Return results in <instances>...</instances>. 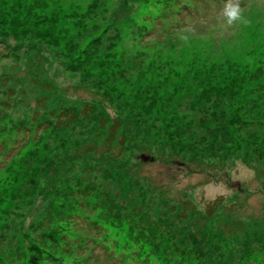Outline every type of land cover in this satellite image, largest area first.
I'll return each instance as SVG.
<instances>
[{
  "label": "rangeland",
  "instance_id": "1",
  "mask_svg": "<svg viewBox=\"0 0 264 264\" xmlns=\"http://www.w3.org/2000/svg\"><path fill=\"white\" fill-rule=\"evenodd\" d=\"M239 2L225 28L226 0H0V264H264V0Z\"/></svg>",
  "mask_w": 264,
  "mask_h": 264
},
{
  "label": "clouds",
  "instance_id": "2",
  "mask_svg": "<svg viewBox=\"0 0 264 264\" xmlns=\"http://www.w3.org/2000/svg\"><path fill=\"white\" fill-rule=\"evenodd\" d=\"M244 9L239 0H226L220 12V19L225 28L231 27L236 23L247 24L248 20L243 15Z\"/></svg>",
  "mask_w": 264,
  "mask_h": 264
},
{
  "label": "trees",
  "instance_id": "3",
  "mask_svg": "<svg viewBox=\"0 0 264 264\" xmlns=\"http://www.w3.org/2000/svg\"><path fill=\"white\" fill-rule=\"evenodd\" d=\"M183 5H184V7H187V5H185V4H183ZM116 130H117V127H112L111 128L110 134H111L112 137L114 136ZM58 223H59V226H63V227H59V229H61V231H62L64 229L65 225H62L61 221H58Z\"/></svg>",
  "mask_w": 264,
  "mask_h": 264
},
{
  "label": "water",
  "instance_id": "4",
  "mask_svg": "<svg viewBox=\"0 0 264 264\" xmlns=\"http://www.w3.org/2000/svg\"><path fill=\"white\" fill-rule=\"evenodd\" d=\"M142 159H143V160H145V161H147V160H148L146 157H143Z\"/></svg>",
  "mask_w": 264,
  "mask_h": 264
}]
</instances>
